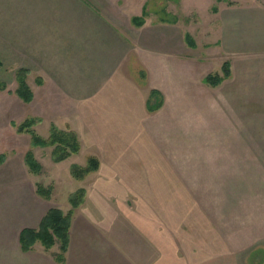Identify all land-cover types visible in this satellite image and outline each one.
<instances>
[{
    "label": "crops",
    "instance_id": "0c3cea01",
    "mask_svg": "<svg viewBox=\"0 0 264 264\" xmlns=\"http://www.w3.org/2000/svg\"><path fill=\"white\" fill-rule=\"evenodd\" d=\"M92 1L0 0V22H5L1 27L6 32L0 34V45L5 47L8 59L15 63L20 57L21 66L35 70L41 80L37 96L34 91L33 99L26 103H36L35 112L42 118L41 124L47 123V129L54 122L77 132L81 149L76 154L85 147V139L90 148L101 146L97 153L93 151L102 160L96 173L107 177L96 182L101 200H89L92 192L88 190L89 195L75 210L64 262L56 258L58 242L55 251L41 242L44 248H36L39 241L25 251L20 233L25 227H38L50 207L67 211L71 205L64 208L52 196L47 199L40 195L48 205L42 202L31 213L30 205L11 203V210L0 218L1 225L5 224L2 220L13 225L14 206L26 223L11 228L15 246L6 264H105L106 260L95 263L86 252L74 250L72 234L77 222L87 226L98 217L96 225L100 226L102 213L94 211L109 203L104 200L101 185L109 180L104 170L119 177L149 176L144 164H139L145 155L143 150L169 145L171 137L179 132L187 134L180 139H186L188 145L226 146L223 152L234 157L214 161L231 172L220 175H240L237 171H243L249 161V230L242 226L239 231L247 232L248 240L244 244L228 242L229 249L221 254L199 247L191 255L196 257L194 264H264V1L236 0L221 6L214 38L205 43L206 52L198 55L190 52L198 47L196 40L191 45L185 34V42L176 22L147 15L138 25L132 19L138 14L133 12L127 27L123 16L97 8ZM225 62L230 75L216 86L205 82L209 74L222 73ZM152 90L159 92L152 98L153 103H160L155 109L148 107ZM191 129L200 130L197 140ZM245 147L249 149L247 158L241 159L244 164H237L236 157L246 153ZM115 203L130 211L168 207L156 201ZM149 215L157 225L158 248L148 256L154 259L146 264H159L158 258L173 254L174 225L168 222L161 232L158 226L164 227L165 217L158 212ZM137 253L142 251L112 250L108 256L120 257L116 264H134L133 254Z\"/></svg>",
    "mask_w": 264,
    "mask_h": 264
},
{
    "label": "rangeland",
    "instance_id": "374dc122",
    "mask_svg": "<svg viewBox=\"0 0 264 264\" xmlns=\"http://www.w3.org/2000/svg\"><path fill=\"white\" fill-rule=\"evenodd\" d=\"M235 2L236 0H95L91 3L97 8L103 7V9L111 11L112 14L123 16L124 24L127 27L128 24L130 25V14L134 12L140 15L142 8L145 10V16L151 15L152 18L174 21L179 27L180 37L185 42L186 33H190L194 37L198 47L191 49L190 52L198 55L200 51L206 52V42L212 41L214 38L213 28L217 22V13L220 7ZM96 3L100 6H97ZM2 25H5L4 21L0 22L1 36L6 34ZM211 51L213 52V50ZM6 55V49L1 44L0 83L3 86L0 87V152H5L7 158L0 164V218L3 216L2 214H7L11 210L9 206L13 202H24L25 207L30 205L31 213L42 202L47 206L46 199L36 192L35 183L39 182L44 185H52L53 201L61 203L64 208L68 204L70 205L68 202L70 192L84 183L87 195L90 190L92 192L89 195V200H97V196L101 192L98 190L100 185L96 182L106 180L107 177H102L100 173L97 174L98 169L86 177L85 181L77 180L71 175L70 164H85L87 155L93 154V151H99L101 146L95 145L90 148L89 142L85 139V147L79 154H74L58 164H55L52 158V146L32 147L31 134L17 131V127L14 125L15 123L19 124L28 116H38L35 112L38 111L36 103H26L28 101L23 100L16 92L18 87L17 71L21 67H27L21 66L20 57L18 62L13 63ZM27 69V82L33 94L35 91L37 96L38 84H41L40 77L35 70ZM41 123L42 121L36 124L34 129L39 134L48 136L50 127L47 129V123ZM47 130L49 133L46 135ZM199 131L191 129L196 140ZM186 135L179 132L171 137L169 145L157 144L147 146L146 150H143L145 155L140 159L139 164H144L142 167L150 172L149 176L119 177L105 167L104 171L108 172L109 180L101 185L105 189L104 200L110 204H106L104 209L98 208L94 211L102 213L103 220L102 217H99L98 220V222L101 221L100 226L96 225L97 216V219L90 221L87 226L86 223L85 225L78 222L77 225L75 224L76 227L72 233L74 250L86 252L89 259L95 263L106 260L105 264H116L120 260V257L108 256L112 250L142 251V253L133 254L134 264L149 263L154 258L148 256L155 251L156 247L158 248L155 242L157 225L151 221V215H149L153 212H158L159 216L161 213L166 219L167 223L162 229L161 225L158 226L161 232H164V229L169 225L168 222H172L174 225L172 252L173 254L175 252L176 257L173 254L172 256L168 255L167 258L160 257L158 258L159 264H167V260L168 264H186V262L194 264L196 260L193 261V259L196 257H191V255L195 254L199 247L200 249L205 247L207 252L217 251L216 254H221L225 252V249H229L228 242L234 244L235 241L236 244H244L248 240L247 232L239 233V231L242 226L249 230V219H247V217L249 218V170H247L249 161L245 162L248 166L242 167L243 171H237L240 175H220L231 171L222 170L224 167L220 168L214 159L227 160L234 155L223 152L224 149H227L226 146L211 145L204 148L199 143L188 145L185 143L186 139L184 142L180 139ZM164 137L167 136L164 135ZM245 148L246 153L236 157L237 164L244 161L241 160L242 158H247L249 149ZM29 149L35 151L34 154L43 166L39 173L32 172L26 163L25 154ZM97 156L101 167L102 160L99 155ZM187 162H189V166ZM187 170L188 173H185ZM140 181L142 185L139 183ZM117 201H125L131 205L136 201H156L166 203L168 207L130 211L116 205ZM14 208L16 216H13V225H10L7 220H2L4 225L0 223V264H6L12 247L15 246L11 237V228L17 223H26L22 222L24 216L19 215L21 211L15 206ZM141 218L146 221H141ZM40 247L44 248L39 242L36 248ZM52 250H58V245H54Z\"/></svg>",
    "mask_w": 264,
    "mask_h": 264
},
{
    "label": "trees",
    "instance_id": "16d2710c",
    "mask_svg": "<svg viewBox=\"0 0 264 264\" xmlns=\"http://www.w3.org/2000/svg\"><path fill=\"white\" fill-rule=\"evenodd\" d=\"M145 10L143 9L141 15L133 16V21L138 25L142 24L145 20ZM186 38L191 45H195V39L190 33H186ZM2 61L0 58V65ZM27 68H19L17 71L18 87L16 88L17 94L25 101H31L33 98V91L27 82ZM230 75V67L228 62L223 65V72H214L204 78L205 82L212 86L218 85L224 78ZM3 84L0 83V87ZM155 95H159L157 90L151 91V97L148 101V107L155 109L160 105L159 102L156 104L152 102V98ZM42 121L40 116H28L26 119L21 121L19 124L15 123L17 131L29 132L31 134V146H52V158L54 161H61L66 159L72 154H76L81 149V142L78 134L73 129H64L59 127L56 123L52 122L50 125V133L48 136L39 134L34 126ZM7 154L0 152V164L5 161ZM25 160L29 168L34 173H39L42 169L41 162L36 158L32 149L27 150L25 154ZM100 167V161L97 155L88 154L86 157L85 164L72 163L70 165L71 175L77 180H84L86 177L96 172ZM37 193L41 196L49 199L51 198L53 187L52 185H44L37 183ZM87 196V190L84 186L78 187L72 191L68 197L71 207L64 211L63 209L53 206L50 207L45 215L43 216L38 227H25L20 233V243L23 250H29L33 245L39 241L41 244L49 249L59 243V251L56 254V258L64 262L66 251L69 247L70 242V227L72 218L75 210L84 202Z\"/></svg>",
    "mask_w": 264,
    "mask_h": 264
}]
</instances>
